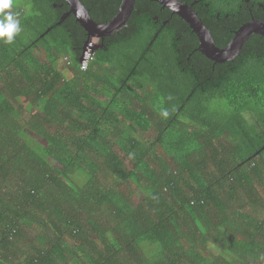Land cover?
Masks as SVG:
<instances>
[{
    "label": "trees",
    "instance_id": "trees-1",
    "mask_svg": "<svg viewBox=\"0 0 264 264\" xmlns=\"http://www.w3.org/2000/svg\"><path fill=\"white\" fill-rule=\"evenodd\" d=\"M181 1L218 47L264 20V0ZM81 2L107 22L121 0ZM69 10L13 0L0 40V264H264V36L215 63L136 0L80 70Z\"/></svg>",
    "mask_w": 264,
    "mask_h": 264
},
{
    "label": "water",
    "instance_id": "water-1",
    "mask_svg": "<svg viewBox=\"0 0 264 264\" xmlns=\"http://www.w3.org/2000/svg\"><path fill=\"white\" fill-rule=\"evenodd\" d=\"M136 0H121V3L112 18L107 22H96L89 14V10L81 0H66L70 6L67 14L72 13L76 20L86 29L89 38L103 39L118 32L127 25L134 10ZM172 13L181 17L198 38V49L215 63L232 60L242 50L247 39L252 34L264 36V20L252 18L242 24L235 32L232 39L224 47H218L213 40L210 30L204 25L198 13L181 0H155Z\"/></svg>",
    "mask_w": 264,
    "mask_h": 264
},
{
    "label": "clouds",
    "instance_id": "clouds-1",
    "mask_svg": "<svg viewBox=\"0 0 264 264\" xmlns=\"http://www.w3.org/2000/svg\"><path fill=\"white\" fill-rule=\"evenodd\" d=\"M13 6V0H0V40L12 43L15 36L21 31L20 20L9 11ZM99 40V39H98ZM163 115H167L165 111Z\"/></svg>",
    "mask_w": 264,
    "mask_h": 264
},
{
    "label": "built area",
    "instance_id": "built-area-1",
    "mask_svg": "<svg viewBox=\"0 0 264 264\" xmlns=\"http://www.w3.org/2000/svg\"><path fill=\"white\" fill-rule=\"evenodd\" d=\"M96 44L94 40H90L87 42V44L84 47V50L82 52L81 60H80V68L86 69L88 66L89 61L94 56V48Z\"/></svg>",
    "mask_w": 264,
    "mask_h": 264
},
{
    "label": "rangeland",
    "instance_id": "rangeland-1",
    "mask_svg": "<svg viewBox=\"0 0 264 264\" xmlns=\"http://www.w3.org/2000/svg\"><path fill=\"white\" fill-rule=\"evenodd\" d=\"M90 40H94V41H95V44H96V42H98V38H97V37H90V38L86 41L85 45H86L87 42L90 41ZM85 45H84V47H85ZM95 47H96V46H95ZM94 49H95V48H94ZM83 50H84V48H83ZM94 51H95V50H94ZM79 69H80V70H85V69H81L80 67H79ZM63 71L66 73L67 76H70V72H68L65 68L63 69ZM149 134H150V135H153V132H149ZM30 135H31L32 137H34L35 139H38L39 141L44 142L43 140H41L40 138L36 137L35 135H33V134H30ZM259 189H260L261 193L264 194V188H259ZM136 195H137V196H140V195H141L140 191H137V192H136ZM32 236H33V235H32V233L30 232L28 239L31 238ZM31 239H33V238H31ZM27 242H28V240H27L26 242H24V241H20V244H23V248H24L25 245H27ZM211 249H213V248H211ZM19 256H21V255H19Z\"/></svg>",
    "mask_w": 264,
    "mask_h": 264
},
{
    "label": "flooded vegetation",
    "instance_id": "flooded-vegetation-1",
    "mask_svg": "<svg viewBox=\"0 0 264 264\" xmlns=\"http://www.w3.org/2000/svg\"><path fill=\"white\" fill-rule=\"evenodd\" d=\"M249 2V1H248ZM226 16V15H225ZM190 54V56L192 55V53H189Z\"/></svg>",
    "mask_w": 264,
    "mask_h": 264
}]
</instances>
